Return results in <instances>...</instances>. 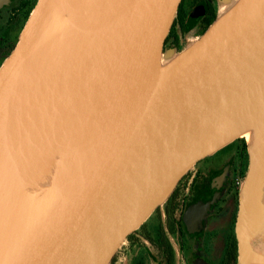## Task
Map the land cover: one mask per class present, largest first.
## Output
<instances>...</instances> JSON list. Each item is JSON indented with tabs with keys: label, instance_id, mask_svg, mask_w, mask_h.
I'll return each mask as SVG.
<instances>
[{
	"label": "water",
	"instance_id": "1",
	"mask_svg": "<svg viewBox=\"0 0 264 264\" xmlns=\"http://www.w3.org/2000/svg\"><path fill=\"white\" fill-rule=\"evenodd\" d=\"M181 1H36L0 65V264H110L197 163L264 126V0H222L174 54ZM246 146L237 264L261 222L264 150ZM47 154L48 193L21 212L17 182ZM216 198L188 207L189 233Z\"/></svg>",
	"mask_w": 264,
	"mask_h": 264
},
{
	"label": "flooded vegetation",
	"instance_id": "2",
	"mask_svg": "<svg viewBox=\"0 0 264 264\" xmlns=\"http://www.w3.org/2000/svg\"><path fill=\"white\" fill-rule=\"evenodd\" d=\"M36 1L9 0L7 5L0 8V65L6 58V53L10 54L14 48ZM220 1L222 0H182L164 48L167 47V40L173 38L174 33L178 35L193 33L201 36L216 19ZM233 142L237 144L230 151L218 154L219 150L203 159L194 166L196 169L193 168L178 182L173 191L177 194H174L173 206L164 203L153 212L154 222L145 227L150 233L152 226L158 221L165 227L166 218L171 213H166V205L174 209L171 215L174 219L175 232H170L167 227L165 229L173 251L172 261L162 254L158 247L142 237L139 238L138 244L144 240L147 247L157 252L159 264H237L235 227L239 208V189L235 184L232 185L230 176H245L248 153L245 140V146L241 140L237 139ZM216 194L214 204L203 213L197 231L189 233L183 221L188 207L199 201L209 202L216 197ZM189 229L193 227L189 226ZM142 234L144 232L138 229V235ZM171 238H175L177 242L178 256ZM142 249L139 247L138 254L143 251L146 255L145 249ZM147 257L144 264H148Z\"/></svg>",
	"mask_w": 264,
	"mask_h": 264
},
{
	"label": "bare ground",
	"instance_id": "3",
	"mask_svg": "<svg viewBox=\"0 0 264 264\" xmlns=\"http://www.w3.org/2000/svg\"><path fill=\"white\" fill-rule=\"evenodd\" d=\"M56 29L57 26L52 25L46 30L48 38L55 48H57L54 40ZM241 139H244L246 144L252 148L260 147L264 150V126L249 129L242 134ZM53 171V155L39 156L20 182H17L21 212L29 211L43 197H46ZM258 206L260 226L257 229L245 225L242 227V235L247 244L252 264H264V175L258 193Z\"/></svg>",
	"mask_w": 264,
	"mask_h": 264
},
{
	"label": "rangeland",
	"instance_id": "4",
	"mask_svg": "<svg viewBox=\"0 0 264 264\" xmlns=\"http://www.w3.org/2000/svg\"><path fill=\"white\" fill-rule=\"evenodd\" d=\"M230 1L232 2L233 0H230ZM230 3H223L222 1L218 2V6H219L218 15L223 13L230 6ZM198 37H199L198 34H193V33L186 34V35H183V34L178 35V34L174 33L173 38H169L167 40L168 45H167V47L164 48V51L165 52L172 51V53L177 54V53L181 52L182 50H184L188 45H190ZM240 140H243V139H240ZM194 169H196V167ZM244 177H242V175L230 176L231 182H235V180L237 179V181L240 183L238 185L239 191L241 190L242 184L244 182ZM152 222H154L153 216L147 221V224L149 225ZM171 242H172L174 250L178 256L177 242H176L175 238H171ZM140 243L141 244H138V245L137 244L131 245L130 243L125 241L122 244V246L120 247V249L117 251V253L114 255L113 261L111 262V264H131L132 259L139 252L138 251L139 247L145 249L146 256H148L147 257L148 264H159L158 263L159 256H158L157 252L154 249L147 247V243L144 240L141 241Z\"/></svg>",
	"mask_w": 264,
	"mask_h": 264
},
{
	"label": "trees",
	"instance_id": "5",
	"mask_svg": "<svg viewBox=\"0 0 264 264\" xmlns=\"http://www.w3.org/2000/svg\"><path fill=\"white\" fill-rule=\"evenodd\" d=\"M7 55H9V52L6 53V57H7ZM4 58L2 57V59H4ZM239 140L240 139H238V141ZM241 143H243V146H245L243 140H241ZM236 144H237V142H232L231 144H229L226 147H224L223 149H221L218 152V154L222 153V152L230 151ZM236 176H238V175H236ZM242 177H244V175H242ZM231 183L234 186L235 182H231ZM174 194L177 195L176 192L175 193L173 192L171 194V196L169 197V199L165 202L166 204L169 203L168 204L169 206H173V203H174L173 200L175 199ZM172 197H173V199H172ZM171 199H172V201H171ZM166 207H167L166 213H169V212L172 213V211L174 210V209H171L170 207H168L167 205H166ZM157 210H158V208L155 211H157ZM171 213L169 215L167 214L168 216L166 218L165 227L158 221L154 226H152V231L150 233L146 230L145 227H146V225H148L147 221L152 217V215H151L147 219V221L139 228V230L143 231L144 234L138 235V230H137L133 234L128 236L126 241H129L131 245H134V244L138 245L139 238L142 237L145 240H147L150 244H153L155 247H158V249H160V252L162 254H165L172 261L173 251H172V247L168 241L167 234L165 232L166 227L170 230V232H172V233L175 232L174 219H173ZM145 258H146L145 253L143 251H141L139 254L137 253V255L133 258L132 264H144ZM112 261H113V259H112Z\"/></svg>",
	"mask_w": 264,
	"mask_h": 264
},
{
	"label": "built area",
	"instance_id": "6",
	"mask_svg": "<svg viewBox=\"0 0 264 264\" xmlns=\"http://www.w3.org/2000/svg\"><path fill=\"white\" fill-rule=\"evenodd\" d=\"M240 183L237 181V179L235 180V185L238 186Z\"/></svg>",
	"mask_w": 264,
	"mask_h": 264
}]
</instances>
